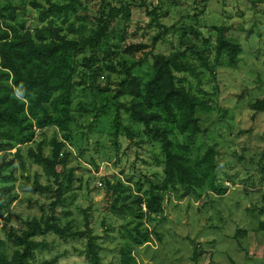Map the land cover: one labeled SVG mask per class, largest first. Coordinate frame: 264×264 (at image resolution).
<instances>
[{"label": "rangeland", "instance_id": "obj_1", "mask_svg": "<svg viewBox=\"0 0 264 264\" xmlns=\"http://www.w3.org/2000/svg\"><path fill=\"white\" fill-rule=\"evenodd\" d=\"M13 1H23L28 12L37 15L31 4L34 0ZM36 1L47 6V0ZM112 1L116 5L130 1L132 15L126 40L114 48L118 53L112 60L118 71L101 70L96 85L107 86L103 92L113 96L128 70L147 78L154 54L180 51L197 61L192 51L206 45L212 69H204L200 78L177 73L178 83L203 101L197 114L204 132L192 146V155L215 146L219 152L218 177L227 187L223 195L207 189L186 194L184 188L166 192L163 213L146 221L162 239L154 234L147 245L136 247V264H264V112L249 109L250 102L264 97V0ZM99 3L91 0L80 7L86 34L97 26L91 17L98 16ZM220 27L226 28L225 35L241 49L235 65L225 56L217 59ZM194 30L200 34H193ZM110 42H119L116 34ZM83 56H78L79 63ZM97 67L100 62L92 68L79 67L86 73L76 78L80 82L74 93L77 120L71 125L73 138L66 147L71 155L66 163L57 164L64 183L60 193L54 192L58 188L55 177L27 155L30 147L38 150L40 142L44 154L50 155L52 141L62 139L55 127L42 129L36 142L20 146L25 167L16 157V148L0 150V238L6 240L10 255L16 248L13 234H21L27 220L52 215L61 227L70 225V231L66 236L51 232L38 237L47 248L34 251L32 263L89 264L85 255L87 234H77L89 231L88 235L100 237L102 263L121 264L120 248L134 223L128 226L130 214H118L113 207L125 210L132 200L128 196L136 193L134 182L141 180L146 188L144 176L163 177L161 164L156 162L162 155L161 143L152 129L140 124L132 139L121 132L115 140L117 112L109 108L96 118L101 94L91 87L90 74ZM82 105L92 111L79 112ZM118 119L125 124L130 120L124 110ZM129 177L134 179L131 184ZM105 179L121 181L129 188L108 190ZM36 182L50 185L54 191H37L32 187ZM58 197L62 201L53 207ZM195 251L200 253L197 262L193 260Z\"/></svg>", "mask_w": 264, "mask_h": 264}, {"label": "trees", "instance_id": "obj_2", "mask_svg": "<svg viewBox=\"0 0 264 264\" xmlns=\"http://www.w3.org/2000/svg\"><path fill=\"white\" fill-rule=\"evenodd\" d=\"M88 1L91 0H47V6L44 7L34 0L31 4L38 11L34 15L28 12L23 1L0 0V150L16 148V157L25 167L20 146L36 142L37 134L42 129L55 127L62 139L52 141L51 154H44L43 143L40 142L39 149L30 147L27 155L42 166L48 175H53L58 184L55 191L50 185L43 186L38 182L32 187L37 191L60 193L64 183L60 180L57 164L66 163L71 155L66 147L67 142H72L71 125L77 120L74 93L80 82L76 78L86 73L79 67L82 64L83 68H92L100 62V67L92 69L90 74L91 87L101 94L100 111L96 113V118L112 108L117 112L113 133L115 140L121 132L132 139L135 127L144 124L154 131V136L161 143L162 155L156 162L161 164L163 177L155 179L144 176L148 184L146 188L143 181L134 182L129 177V184L135 183V195L128 196L132 200L126 204L125 210L113 207L118 214H130L132 219L128 226L134 223L128 230V239L120 248L121 264H136L133 253L136 247L147 245L154 234L162 239V235L156 229H150L146 221L154 218L152 215L163 213L166 192L181 188L185 189V194L199 189L212 190L218 195L227 192V187L222 185L218 177L217 148L209 146L201 154L192 155V146L204 132L197 114L203 101L179 84L177 76V73L187 72L200 78L204 69L212 67L206 55V45L192 51L197 61L180 51L156 53L146 79L128 70L113 96L104 93L103 90L108 87L101 88L95 81L101 70L111 73L118 71L112 57L118 53L114 48L120 47L121 42L126 40L132 3L127 1L116 5L112 0H99L100 12L98 16L91 17L97 26L86 34L85 17L79 15V10ZM40 6L43 8L40 9ZM225 31V27L219 28L217 59L225 56L230 65H235L237 52L241 49L225 35ZM193 32L200 34L197 30ZM113 34L119 39L118 43L111 44ZM129 48L128 45L125 50ZM80 54H84L82 63L78 61ZM249 109L263 113L264 97L250 102ZM82 110L92 111L86 105L78 109L79 112ZM122 110L129 115L128 124L118 119ZM116 148L119 146L116 145ZM63 150L65 154L61 158ZM105 180L108 190L117 192L118 189L129 188L121 181L113 183L109 179ZM61 201L58 197L52 206L55 207ZM57 221V217L52 215L44 220H27L25 230L21 234H13L16 248L11 255L6 251V240L0 238V264H34V251L47 248L44 240H38V237L51 232L66 236L70 231V225L61 227ZM88 232L77 233L82 236L87 234L86 258L89 264H103L100 237L94 233L88 235ZM199 256L200 253L195 251L193 260L197 262Z\"/></svg>", "mask_w": 264, "mask_h": 264}, {"label": "clouds", "instance_id": "obj_3", "mask_svg": "<svg viewBox=\"0 0 264 264\" xmlns=\"http://www.w3.org/2000/svg\"><path fill=\"white\" fill-rule=\"evenodd\" d=\"M17 95L20 96L21 94L19 93V91H17Z\"/></svg>", "mask_w": 264, "mask_h": 264}]
</instances>
